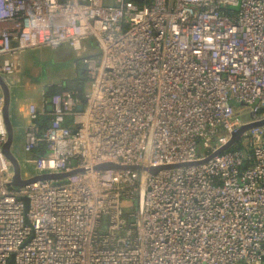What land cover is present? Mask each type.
I'll return each instance as SVG.
<instances>
[{
    "label": "built area",
    "instance_id": "2783aa9c",
    "mask_svg": "<svg viewBox=\"0 0 264 264\" xmlns=\"http://www.w3.org/2000/svg\"><path fill=\"white\" fill-rule=\"evenodd\" d=\"M237 1L0 0L10 88L24 52L64 46L91 81L82 111L44 88L24 131L35 175L82 170L21 188L0 86V264H264V124L209 157L264 119V0Z\"/></svg>",
    "mask_w": 264,
    "mask_h": 264
},
{
    "label": "rangeland",
    "instance_id": "374dc122",
    "mask_svg": "<svg viewBox=\"0 0 264 264\" xmlns=\"http://www.w3.org/2000/svg\"><path fill=\"white\" fill-rule=\"evenodd\" d=\"M240 0H238L236 3H231L230 6L234 9L239 8ZM54 52H58L59 54L65 53V55H70L71 50H69V47L64 46L60 47L56 51L49 50V49H43V50H33V51H26L21 56L22 61V76L24 74L25 76V85L22 81V90H26L28 87H26L27 82L35 83L37 89H34V91L28 96L30 99L35 100L37 103L40 104L41 98H42V90H45L44 88H47L49 85H51L52 81L59 80V82H63L64 78L71 77L74 78L76 76L75 72V63H69V62H57L55 59ZM74 51L72 50V53ZM76 55V53H74ZM20 69V70H21ZM69 80V79H68ZM69 82L71 86L75 85L71 81L65 80L64 83ZM83 90H87L91 87V81L89 78L84 79L83 81ZM41 85L40 83H43ZM57 84V83H54ZM19 83H15L12 87H18ZM237 117L240 120H243L244 112L246 111L245 108H238L237 109ZM14 152L17 155L20 164H21V173L22 176L25 177L27 175L33 176L36 174V170L34 168V163L27 161V157L29 156L28 153L24 151V145L22 143V136H18L17 130L14 129ZM204 152L199 149V154H203Z\"/></svg>",
    "mask_w": 264,
    "mask_h": 264
},
{
    "label": "water",
    "instance_id": "95a60500",
    "mask_svg": "<svg viewBox=\"0 0 264 264\" xmlns=\"http://www.w3.org/2000/svg\"><path fill=\"white\" fill-rule=\"evenodd\" d=\"M78 77L80 79H86V77L83 75V70H79L78 71ZM0 86H1V90L3 92L4 95V108H3V119H4V123L7 129V140L3 145L2 151L3 154L5 156V158L10 162V164L12 165V169L11 171L13 172V176H12V181H11V185L14 188H21L24 187L25 185L37 181V180H41V179H60L63 180L65 179L67 176L69 175H73L79 171H81L82 169H74V170H70L67 172H60V173H42V174H37L34 175L32 177H23L22 173H21V164L20 161L17 157V155L15 154L14 150H13V142H14V126L11 120V106H12V95H11V88L9 87V85L5 82V80L3 79V77L0 74ZM80 100L81 102L77 105V110L82 111L84 108V103H85V98L83 97V95L80 96ZM48 110H51L52 107L48 106L47 107ZM264 124V119L261 121H256V122H248V123H244L242 125H240L235 132H233L232 137L230 138V140L222 145L216 152H214L213 154H211L209 157L221 153L227 149H229L231 146H233L237 141H239L243 135V133L255 126H259ZM72 166H75L76 161L72 160L71 162ZM184 164H172V165H166V166H162V167H145L142 165H119L113 162H106V163H102L99 164L98 166H96L97 169H111V168H132V169H139V170H145V171H150V172H156L157 170H159L160 168H174V167H178ZM245 167V165H243V168ZM24 201H25V210H28V206H29V199L27 197H23ZM8 264H14V257H11L10 260L8 261Z\"/></svg>",
    "mask_w": 264,
    "mask_h": 264
},
{
    "label": "crops",
    "instance_id": "0c3cea01",
    "mask_svg": "<svg viewBox=\"0 0 264 264\" xmlns=\"http://www.w3.org/2000/svg\"><path fill=\"white\" fill-rule=\"evenodd\" d=\"M59 49V48H57ZM57 49H53V51H56ZM69 50H71L70 55H65V53L59 54L58 52H54V55L56 57V61L57 62H69L73 64L75 63V72L76 75H78V71L79 70H83L80 69L79 67H77L76 65V58L77 56L74 54L75 51L69 47ZM72 50L74 51L72 53ZM22 67H20L21 69ZM22 69L17 72L16 74V79L17 82L19 83L18 87H13L11 88V95H12V106H11V120L14 126V129L17 130L18 136H22V143L24 145V131H25V127L27 126V124L29 123V113H28V109L30 104L34 103L36 105H39V103H37L35 100L30 99L28 96L34 91V89H37L35 83H29L27 82L26 87H28L26 90H22L23 86H22V81L24 82L25 85V76L23 74L22 76ZM83 75L86 77V75L84 74V70H83ZM71 79V77H66L64 78L65 80ZM63 81V82H64ZM52 84L57 83V85H60L61 82H59V80H54L52 82H50ZM41 85H43V83H40ZM51 84V85H52ZM41 85L38 86L40 87ZM13 150H14V142H13Z\"/></svg>",
    "mask_w": 264,
    "mask_h": 264
},
{
    "label": "trees",
    "instance_id": "16d2710c",
    "mask_svg": "<svg viewBox=\"0 0 264 264\" xmlns=\"http://www.w3.org/2000/svg\"><path fill=\"white\" fill-rule=\"evenodd\" d=\"M76 65L80 69H83L84 70V74H85V67H84V64H83L81 59H76ZM67 81H71L75 85L71 86L69 82H66V83L62 82L60 85H57V84L49 85L46 88L45 96L49 97L51 94L56 93V92H60V91H63V90H70L72 92H76V96L77 97H80L81 95H84V91L85 90H83V83H84L83 79H80L78 77V75H76L74 78H71V79H69ZM49 121H50V116L41 117L40 120H39L41 128L45 129L49 125ZM44 151H45V146L41 145L38 148L33 150V155L42 154Z\"/></svg>",
    "mask_w": 264,
    "mask_h": 264
},
{
    "label": "bare ground",
    "instance_id": "6f19581e",
    "mask_svg": "<svg viewBox=\"0 0 264 264\" xmlns=\"http://www.w3.org/2000/svg\"><path fill=\"white\" fill-rule=\"evenodd\" d=\"M4 161L6 162V164H8L9 162H8V160L6 159V158H4ZM10 164V163H9ZM10 169H12V165L10 164V167H9ZM12 171H13V169H12Z\"/></svg>",
    "mask_w": 264,
    "mask_h": 264
}]
</instances>
